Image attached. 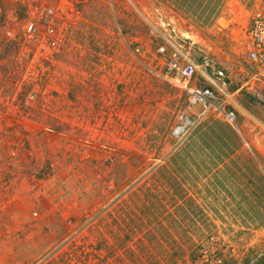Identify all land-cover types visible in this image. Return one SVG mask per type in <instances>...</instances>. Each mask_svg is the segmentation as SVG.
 Masks as SVG:
<instances>
[{
  "label": "rangeland",
  "instance_id": "obj_1",
  "mask_svg": "<svg viewBox=\"0 0 264 264\" xmlns=\"http://www.w3.org/2000/svg\"><path fill=\"white\" fill-rule=\"evenodd\" d=\"M169 3L87 0L48 49L24 36L32 12L0 0V264H264V231L168 198L183 184L169 153L195 124L172 134L192 107L156 50L161 17L198 63L247 68L249 13L188 26Z\"/></svg>",
  "mask_w": 264,
  "mask_h": 264
},
{
  "label": "crops",
  "instance_id": "obj_2",
  "mask_svg": "<svg viewBox=\"0 0 264 264\" xmlns=\"http://www.w3.org/2000/svg\"><path fill=\"white\" fill-rule=\"evenodd\" d=\"M260 1L169 0V4L176 16L192 26L198 22L197 19L190 23L193 15H206L212 22L214 18L218 20L227 10L226 5L232 2L250 16ZM203 20L202 25L206 24V19ZM246 66L229 74L223 68L215 69L213 63L206 67L208 77L223 70L225 85H217L221 88L218 102L234 113V120L228 122L214 113L199 118V108L191 106L187 117L195 120V127L169 153L165 166L170 189L173 183L183 184L177 185V197L169 194L168 198L179 201V205L208 208L216 220L225 217L221 216L222 212H228L233 223L264 231V85L258 87L257 93L242 88L245 73L255 71L249 62ZM199 84L207 83L200 79ZM153 207L158 206L154 203ZM174 221L169 220L170 226Z\"/></svg>",
  "mask_w": 264,
  "mask_h": 264
},
{
  "label": "built area",
  "instance_id": "obj_3",
  "mask_svg": "<svg viewBox=\"0 0 264 264\" xmlns=\"http://www.w3.org/2000/svg\"><path fill=\"white\" fill-rule=\"evenodd\" d=\"M27 7L35 20L23 24L24 36L29 41H39L46 48L54 49L58 45V33L56 22L66 16L77 13L76 7L87 0H11ZM163 30V42L157 46V53L161 57L162 69L160 78L169 85L185 93L190 106L198 107V117L207 114L222 116L226 121L234 120V113L225 110L218 102V93L221 88L217 85H225L223 70H217L208 77L206 67L210 66V60L204 57L197 62L192 56L195 42L188 36L179 32L170 23H164L158 18ZM41 27L42 33L38 30ZM248 47L246 51L247 61L255 68L254 72H246L242 88L247 92L257 93L260 85H264V0L259 2L256 10L249 16V27L246 30ZM202 79L207 84L200 85ZM195 120L185 114L177 117V122L172 130L175 136L184 135L189 128L194 126Z\"/></svg>",
  "mask_w": 264,
  "mask_h": 264
}]
</instances>
